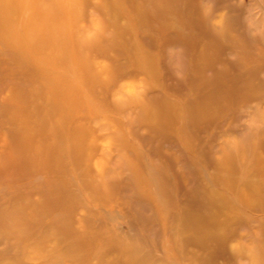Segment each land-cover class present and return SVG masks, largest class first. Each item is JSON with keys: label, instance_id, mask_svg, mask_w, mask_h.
I'll return each instance as SVG.
<instances>
[{"label": "rangeland", "instance_id": "1", "mask_svg": "<svg viewBox=\"0 0 264 264\" xmlns=\"http://www.w3.org/2000/svg\"><path fill=\"white\" fill-rule=\"evenodd\" d=\"M0 264H264V0H0Z\"/></svg>", "mask_w": 264, "mask_h": 264}, {"label": "bare ground", "instance_id": "2", "mask_svg": "<svg viewBox=\"0 0 264 264\" xmlns=\"http://www.w3.org/2000/svg\"><path fill=\"white\" fill-rule=\"evenodd\" d=\"M27 35L29 36V33H27ZM24 90V89H23ZM49 93L51 95V97L53 96H62L65 92H62L61 89H50V87L48 88ZM22 90L19 91H15V93L13 92L12 97L15 95V97H13L12 100V104L14 105V109L16 111L17 114H24L26 112V114L29 112L28 109H26L27 103L29 104V99L27 100V97H25V95L23 93H21ZM32 108V114L38 112L39 114V109L31 107ZM34 108V109H33ZM62 109V108H61ZM21 125V123H20ZM21 128H23V125H21ZM29 128V127H28ZM26 128V126H24L22 132V136H21V140L23 142V150L24 152H32L33 154L36 155L38 152V149L33 148V143L34 142V136L31 134L29 136L28 132H30V129ZM15 141V140H13Z\"/></svg>", "mask_w": 264, "mask_h": 264}]
</instances>
